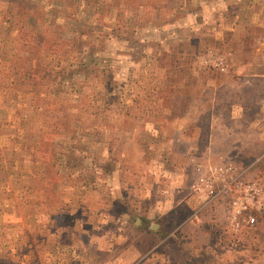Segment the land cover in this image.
<instances>
[{
	"label": "rangeland",
	"instance_id": "1",
	"mask_svg": "<svg viewBox=\"0 0 264 264\" xmlns=\"http://www.w3.org/2000/svg\"><path fill=\"white\" fill-rule=\"evenodd\" d=\"M14 62L36 65L23 88L44 81L41 161L63 137L94 156L103 124L121 141L120 173L103 178L108 166L86 158L72 192H56L51 168L26 161L31 125L25 150L0 145V264H264V210L236 228L237 189L203 207L195 192L203 167L229 165L264 192V0H0V80ZM112 199L139 206L141 222Z\"/></svg>",
	"mask_w": 264,
	"mask_h": 264
},
{
	"label": "crops",
	"instance_id": "2",
	"mask_svg": "<svg viewBox=\"0 0 264 264\" xmlns=\"http://www.w3.org/2000/svg\"><path fill=\"white\" fill-rule=\"evenodd\" d=\"M2 45H6V43L5 44L3 43ZM32 67H33V70H31V68H28L26 71H24V70H21V68H22L21 66L15 64V62H14L11 65V69H14V70L9 69V71H10L9 73H12V77H9L10 76L9 75L8 77H5V79H3V77H2V79L0 80V145L5 149H8L11 146H14V147L22 146L21 142L26 141L24 138L27 135L26 127L28 125H31L33 132L37 131V134H41L42 123H41V121H38V122L36 121V116L41 118L40 114L42 113L41 110H42L43 106L41 103L36 104V98L38 99V97H41L43 95V91L41 89V85H43V81L39 79L37 81V87L23 88L22 85H23V83H26V80H21V78H19V76H18V74L21 72H25L24 75L30 74L29 70L32 71V74H36V65H33ZM37 74H39V73H37ZM20 76H22V74H20ZM45 93H46V91L44 92V94ZM25 99L29 100L30 105H32L31 107H28V109L30 108V110L28 112L32 113L33 116L30 118L28 117L27 118L28 120L23 119L26 116V111L24 108V100ZM97 130L99 132V136H102V140L98 141V140H95V138H93L91 140V143L97 144V147L99 150V152L94 153V156L97 157V159H98L97 162L99 164L97 169L102 170L108 166L105 169L104 173L102 174L103 178L108 177L110 175H112V177H113L115 174L119 175L120 164H118L115 153L119 154L118 151H120L119 149L121 147V141L120 140L107 141V139L105 141L103 136H105V132L108 129H107V127L105 128V126L103 124L101 125V128L99 127V128H97ZM104 130H105V132H104ZM88 137H89V135H88ZM33 143L35 146L37 145V144H35V142H33ZM82 143L79 142L78 144H82ZM77 146L78 145H76V147ZM109 150L112 152H110ZM76 151H78V150H76ZM78 155L83 156V158H85V159H86V157L87 158L92 157L94 159L93 155H91V156L84 155V153H81V154L79 153ZM146 155L149 156L150 154L148 155V153H146ZM85 159H82V160H85ZM69 160H71V157L68 156V154H66L65 157H63L59 153V154H55V156L53 157V160L51 162L52 163L51 169L53 172L52 175L55 179L58 180L57 182L59 183L56 192H59V190L60 191L62 190L61 192L66 191L68 193L70 192L69 190H71V192H72L74 187L77 186V184H78V180L76 178L77 173L74 171L73 166L72 167L69 166L68 169H66V175L64 174V170H63L64 168L62 165L64 164V162L67 163ZM151 160H150V162H151ZM150 162L147 165L148 168L151 165ZM102 163H104V165L101 167ZM97 169H96V171H97ZM166 170L167 169L165 168V171ZM50 172H51V170H50ZM202 172L205 175H207L209 172V168L205 169L203 167ZM44 176H46V174H43V175L38 176V177L43 178ZM70 179H72V180H70ZM64 181H66V182L68 181V183H70V185H65V187H62ZM99 188H100V186L98 187V189ZM216 189L218 190V186L216 187ZM35 192L37 193V190H35ZM99 194L101 196H103V200H106V194H104V193H99ZM262 194L264 197V192ZM217 199H219V197L216 198V200ZM199 200H200L199 205L201 207H203L205 204L201 201V199H199ZM145 203H148V202L145 201ZM60 204H62V201ZM67 204L68 203H66L65 205L67 206ZM113 205L115 208L116 207L119 208V211H121V210H124V212L130 211L129 212L130 218H129V221H127V222H129L130 225L132 224V219H134L135 227H136V225H138L139 222H141L140 217H139V213H138V210H140V208H139V206L135 207V203H133L132 207H131V202L125 203V202H122L121 199H117V200L115 199V200H113ZM132 210H135V211L133 212ZM144 211H147V209L146 210L144 209ZM124 212H118L116 220L122 219L123 222L125 223L126 219L124 220V218L121 217V215H123ZM262 214H263V212H262ZM146 220L147 219H145V221ZM148 235L150 237V232H146L145 236H148ZM129 237H127V238H129L130 241H133L132 237L131 236H129ZM156 246H158V244H156ZM156 246L151 245L150 248H148V249L146 248L145 253H144V251H141L142 253H144V254L141 253V256L145 257L144 258L145 262L149 261V259L156 256L155 251H154V248H156ZM99 254H102L103 256L107 255L103 251L100 252ZM71 262L72 261H69L66 263L69 264Z\"/></svg>",
	"mask_w": 264,
	"mask_h": 264
},
{
	"label": "built area",
	"instance_id": "3",
	"mask_svg": "<svg viewBox=\"0 0 264 264\" xmlns=\"http://www.w3.org/2000/svg\"><path fill=\"white\" fill-rule=\"evenodd\" d=\"M245 174V171H239L231 165L219 166L210 169L208 175L200 177L195 185V192L205 205L223 194H229L233 189L240 192L234 195L230 203L231 223L236 228L240 227L241 221L255 226L256 213L264 210L263 192L255 183L246 182Z\"/></svg>",
	"mask_w": 264,
	"mask_h": 264
},
{
	"label": "trees",
	"instance_id": "4",
	"mask_svg": "<svg viewBox=\"0 0 264 264\" xmlns=\"http://www.w3.org/2000/svg\"><path fill=\"white\" fill-rule=\"evenodd\" d=\"M66 72H68V70H67V68H62L61 67V71H59V74H55V73H53V76H51V77H49L50 79H48V80H46L45 81V83H46V85H47V91L49 90V89H51V87L52 86H57V87H60L62 84L61 83H58V82H61V81H58V80H60V77H61V75L64 77L65 75H66ZM61 74V75H60ZM85 75H89L88 73L86 74L85 73ZM23 80H26V79H23ZM42 81H43V79H42ZM44 82V81H43ZM58 83V84H57ZM110 85V84H109ZM109 85H108V87L107 88H109L108 90H109V94H110V96H111V98H110V103H111V101L114 99V101H115V103H116V95H115V90L114 89H112V88H110L109 87ZM116 85V84H115ZM50 92V91H49ZM61 94H65V95H70V91L68 90L67 92H64V93H61L60 92V95ZM109 96V95H108ZM104 99V98H103ZM32 106V105H31ZM30 106V107H31ZM30 110V108L28 109L27 108V111L26 112H28ZM44 111H47V106H43V108H42V110H41V112L43 113ZM41 113V114H42ZM29 115H32V113H30L29 112ZM30 118V116H25L23 119L24 120H28L27 118ZM43 127H48V125L47 124H44V126L42 125V128ZM51 131L52 129L50 128V129H48V131ZM28 132V131H27ZM36 133V134H35ZM43 133H45V130H44V132ZM43 133H42V135H43ZM28 134V133H27ZM28 136L29 137H32L33 139H34V141L35 142H38L37 143V145L35 146V147H33L32 149H30L29 151H27V152H25L27 155H26V161L30 164V165H32L33 166V168H39L38 170H39V172L41 171V170H43V167L44 168H51V165H52V160H53V158L51 159V162H49V161H41V154H42V150L40 149L41 148V144L40 143H42V141H39V138L41 137V134H37V131L36 132H32L31 131V129H30V133L28 134ZM60 138V137H59ZM76 138V137H75ZM36 139V140H35ZM27 141H25L23 144H22V148L25 150L26 148H24V147H27L28 145H27V143H26ZM80 141L79 140H77V139H73V140H70V141H67L66 139H65V137H63V138H61V139H59L57 142H55L54 143V147H55V149H56V147H59L60 145H61V148H62V151H60V152H55V154H61V156H63V157H65V155L66 154H68V156H70L71 157V160H69L67 163H65L64 162V164L62 165L63 166V170H64V174L66 175V169H68V167L69 166H73V167H77V166H81V162L83 161L82 159H85V158H83V156H79L78 154L80 153V151H79V149L78 148H80L82 145H80V144H78ZM76 145H78L77 147H76ZM76 150H78V151H76ZM77 152V153H76ZM85 152V151H84ZM83 153V152H82ZM53 154V157L55 156L54 155V153H52ZM81 154V153H80ZM76 155V156H75ZM84 155H89V153H84ZM16 157H18V156H16V155H9L8 157H6L4 160H3V163L6 161V164L7 165H9V166H11L12 165V163H14L15 161H16ZM23 157H25V156H23ZM87 158V157H86ZM3 159V158H2ZM21 158L19 157V160H20ZM1 162V161H0ZM47 162V163H46ZM46 163V164H45ZM11 164V165H10ZM43 164H45V165H43ZM75 164V165H74ZM54 167V166H53ZM94 167H96L95 169H97L98 168V166H97V163L95 162L94 163ZM39 172H38V174H39ZM95 172V171H94ZM35 173H37V171L35 172ZM51 173H53L52 172V169H51ZM31 175H34L33 173L31 174ZM36 177V176H35ZM32 191H33V193L35 192V189L34 188H32L31 189ZM37 193H39V191H37Z\"/></svg>",
	"mask_w": 264,
	"mask_h": 264
}]
</instances>
